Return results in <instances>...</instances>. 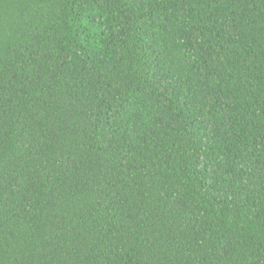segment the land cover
Instances as JSON below:
<instances>
[{"label":"trees","instance_id":"1","mask_svg":"<svg viewBox=\"0 0 264 264\" xmlns=\"http://www.w3.org/2000/svg\"><path fill=\"white\" fill-rule=\"evenodd\" d=\"M0 264H264V0H0Z\"/></svg>","mask_w":264,"mask_h":264}]
</instances>
